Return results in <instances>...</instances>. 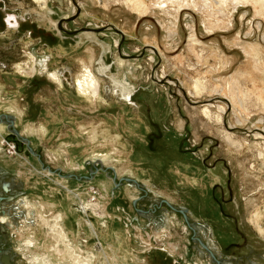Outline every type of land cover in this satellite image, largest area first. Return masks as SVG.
Returning a JSON list of instances; mask_svg holds the SVG:
<instances>
[{"label":"rangeland","instance_id":"obj_1","mask_svg":"<svg viewBox=\"0 0 264 264\" xmlns=\"http://www.w3.org/2000/svg\"><path fill=\"white\" fill-rule=\"evenodd\" d=\"M0 91L15 264H264V0H0Z\"/></svg>","mask_w":264,"mask_h":264},{"label":"bare ground","instance_id":"obj_2","mask_svg":"<svg viewBox=\"0 0 264 264\" xmlns=\"http://www.w3.org/2000/svg\"><path fill=\"white\" fill-rule=\"evenodd\" d=\"M225 1V0H223ZM137 4V2H136ZM47 63H48V60H46V63L44 64V69L48 71L47 69ZM30 67V66H29ZM38 70V68L36 67V64L30 68V73H35L36 71ZM51 75H53L54 78H57L59 79V76L56 74V73H51ZM76 88H77V91L81 94V96H84L86 98H88V100L92 99V100H98L99 98H101V90H102V84H101V81L100 79L95 75V73L92 71L91 68H88L86 67L85 68V71L84 73L82 74L81 77H79L77 80H76ZM200 88V84L197 83L196 85V90L198 91V89ZM200 90V89H199ZM230 93H231V96L233 98V101L235 100L236 98V93H235V90L234 89H230ZM235 95V96H234ZM1 91H0V102L2 101L1 100ZM235 97V98H234ZM210 106L211 105H208L206 106L204 109H203V113L205 114V117L209 120V121H214L216 123H221L222 121V115L220 114H217V116H213V113L211 112V109H210ZM242 107L243 109H246V105L243 103L242 104ZM212 108V107H211ZM220 108V107H219ZM224 110V107H221V112ZM213 111V110H212ZM224 112V111H223ZM244 120V119H243ZM239 123H243V121L241 120H238ZM3 125V121H0V127ZM219 126V125H218ZM97 135V134H96ZM95 136V135H94ZM226 138L227 140L229 139L232 143H234L235 139H234V136L231 134V133H226ZM229 141V142H230ZM11 140L9 141V139H7L6 137L4 138L3 140V145L2 147L0 148V150H3L5 149L7 146H11ZM238 142V141H237ZM236 142V143H237ZM234 145V144H233ZM237 145V144H236ZM239 146V145H238ZM260 148V147H259ZM15 152H17L15 150ZM257 156V158H260L261 160V165L264 163V147L260 148L259 149V152L255 154ZM103 156V155H102ZM101 159V158H100ZM104 157L102 158V161H104ZM255 165L253 164L251 167H254ZM243 167L244 169L247 171V167L246 165L243 164ZM191 168V167H190ZM201 168V167H199ZM7 169V168H6ZM197 172V171H195ZM217 173V172H216ZM83 207L85 209V211L87 210H95V207H97L96 204L94 203H91V202H88V203H84L83 202ZM264 216V210L260 209V208H255L253 210V213L251 214V221L253 222V224L256 226L257 230L259 231V233H261L262 235H264V225H263V218ZM155 219V223L157 225H160L163 223L164 225V218L163 217H156L154 218ZM210 238V237H209ZM11 240V239H10ZM30 241H27L25 242L26 244H31L29 243ZM205 252V251H204ZM203 252V253H204ZM4 253V252H3ZM4 257H3V260L7 263V260H9L12 264H15L14 262V258L13 256L11 255L10 252H5L4 253ZM90 264V263H89Z\"/></svg>","mask_w":264,"mask_h":264},{"label":"built area","instance_id":"obj_3","mask_svg":"<svg viewBox=\"0 0 264 264\" xmlns=\"http://www.w3.org/2000/svg\"><path fill=\"white\" fill-rule=\"evenodd\" d=\"M15 144L5 148L6 156H13L15 153ZM4 150V149H3ZM31 207L28 194L20 188H15L12 179L9 176L8 169L0 165V234H7L8 237H17L16 218L22 217ZM3 245L0 243V264H12L3 260Z\"/></svg>","mask_w":264,"mask_h":264},{"label":"crops","instance_id":"obj_4","mask_svg":"<svg viewBox=\"0 0 264 264\" xmlns=\"http://www.w3.org/2000/svg\"><path fill=\"white\" fill-rule=\"evenodd\" d=\"M6 133H8L6 130V123L3 121V125L0 127V148L3 145V140L5 138Z\"/></svg>","mask_w":264,"mask_h":264},{"label":"water","instance_id":"obj_5","mask_svg":"<svg viewBox=\"0 0 264 264\" xmlns=\"http://www.w3.org/2000/svg\"><path fill=\"white\" fill-rule=\"evenodd\" d=\"M76 207L80 208V205H79V204H76ZM202 245L205 246V247H207V246L205 245V243H203V242H202ZM207 249H208V247H207ZM209 251H210V253L213 255L212 251H211V250H209ZM4 256H5V255H3V257H4ZM213 256H214V255H213ZM215 259H216V261H217L218 264H223V262H222L221 259H217V258H215Z\"/></svg>","mask_w":264,"mask_h":264}]
</instances>
